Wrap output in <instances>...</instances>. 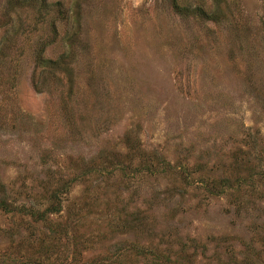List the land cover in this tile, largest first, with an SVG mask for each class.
Listing matches in <instances>:
<instances>
[{
    "label": "rangeland",
    "instance_id": "1",
    "mask_svg": "<svg viewBox=\"0 0 264 264\" xmlns=\"http://www.w3.org/2000/svg\"><path fill=\"white\" fill-rule=\"evenodd\" d=\"M21 1L0 0V264H264V0ZM54 25L60 68L36 54Z\"/></svg>",
    "mask_w": 264,
    "mask_h": 264
},
{
    "label": "trees",
    "instance_id": "2",
    "mask_svg": "<svg viewBox=\"0 0 264 264\" xmlns=\"http://www.w3.org/2000/svg\"><path fill=\"white\" fill-rule=\"evenodd\" d=\"M173 2H172V4H173V8L179 13V14H184V15H189V14H196L197 16L198 15H200V16H204V15H206V12L208 11L207 9H206V7L204 6V5H200L199 4V6H195L194 7V10H191V8L189 7V6H183V5H180L179 4V2H176V1H174V0H172ZM25 3H23L21 0H9V7H14V6H21V5H24ZM59 6H60V9H59V12H58V14H59V20L61 21H66V16H65V13H64V11H63V9H62V7H61V5H60V3H59ZM79 6V3H77L76 4V6H75V8L76 7H78ZM42 7H44V6H42ZM74 13H75V15L77 16V17H79V13H78V9H75L74 10ZM67 15V14H66ZM68 17V16H67ZM58 19V18H57ZM70 22L71 21H69L68 23H67V26L70 24ZM3 24V22H0V26ZM54 24V23H53ZM53 33H54V35H52V37H48V41L45 43H42V44H44V45H42L41 47H40V49L36 52V54L40 57V59H41V61L42 62H44V61H47L45 64H48L49 66H54V67H56V68H60V65L63 63L62 61H60L59 60V62H56V64H54V62H55V60H51V59H49V58H42L41 57V53H42V51H43V49H44V47L47 45V44H52V42L53 41H55L54 39H55V36H56V34H55V32H56V27H55V25L53 26ZM60 59L61 60H64L62 57H60ZM99 157H102V159L103 160H101L100 161V158ZM97 160H99V161H97ZM94 162H95V164H94ZM91 163L93 164V165H96V169H97V165H99V164H101L103 167H104V171H105V168H107V167H109V166H115L116 164H117V162H112V160H111V157L110 156H107V155H98L97 157H94V158H92L91 159ZM146 164V163H145ZM95 169V170H96ZM116 170H118L119 172L122 170L120 167L119 168H117ZM181 174L184 176V178L186 179L187 178V175L185 174V172L184 171H181ZM219 180H217V182H218ZM224 183H226V181L225 180H222ZM236 185H237V187H236V191H238V192H240L241 190H242V188L243 187H247L248 186V184L245 182V181H243V180H241L240 179V177L239 178H237L236 180ZM199 182H200V184L202 185V184H204L205 186H210L211 188H214V187H216L217 188V185H212L213 183L211 182H209V181H206V180H199ZM224 183H219L220 184V186H223V185H225ZM227 187H229V185H227ZM53 196H55V195H53ZM60 201L58 200V197H57V200H55V203H53L52 205H50L48 208H47V210H51V212H53V213H55V212H58V211H60ZM36 213H37V216H38V219H40V220H42V219H47L48 217L47 216H45V212H39V211H36ZM132 221L134 220V218H132L131 219ZM52 224L51 223H49L48 222V224H47V228L50 230V231H52V229L49 227V226H51ZM65 231H66V228H65ZM53 232H57V231H53ZM76 243H77V241H76ZM141 255H143L144 257H147V254L143 251V254H141ZM163 256H159L158 254H156V255H154V256H152V259L150 260V263H152V264H167L166 263V261H165V259H163L162 258ZM176 261V263H178V261L177 260H175ZM171 263H172V261H170Z\"/></svg>",
    "mask_w": 264,
    "mask_h": 264
}]
</instances>
